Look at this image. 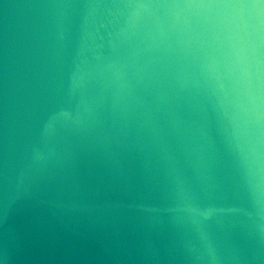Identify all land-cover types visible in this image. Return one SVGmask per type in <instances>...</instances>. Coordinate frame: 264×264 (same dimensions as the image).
I'll use <instances>...</instances> for the list:
<instances>
[{"label":"water","instance_id":"water-1","mask_svg":"<svg viewBox=\"0 0 264 264\" xmlns=\"http://www.w3.org/2000/svg\"><path fill=\"white\" fill-rule=\"evenodd\" d=\"M0 264H264V0H0Z\"/></svg>","mask_w":264,"mask_h":264}]
</instances>
